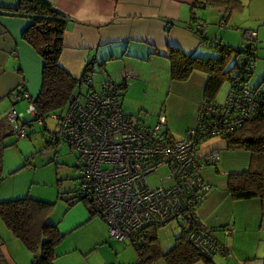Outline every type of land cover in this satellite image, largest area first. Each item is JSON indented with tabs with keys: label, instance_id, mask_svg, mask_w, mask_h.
<instances>
[{
	"label": "crops",
	"instance_id": "1",
	"mask_svg": "<svg viewBox=\"0 0 264 264\" xmlns=\"http://www.w3.org/2000/svg\"><path fill=\"white\" fill-rule=\"evenodd\" d=\"M46 1L66 17L63 48L59 57L60 65L76 77L80 76L88 63H91L94 70L97 65L106 69L105 72L111 78L125 84V88L120 89V103L124 111L135 108V99L129 96L132 95L130 91L133 86L142 93L164 92L167 89L162 101L160 99L139 101L138 106L158 108L157 120L161 114L164 115L165 129L168 130L171 139L181 137L185 129L194 124L198 104L204 98L203 89L207 74L196 70L186 79H171L168 47L174 46L186 54L203 57L211 56V50L217 49L203 44L200 34L189 24L195 21L205 23V20L218 22L219 26L227 23L242 31L245 28H255L258 37L264 38V0H231L228 4L198 0ZM17 4L18 0H0V6L4 7H15ZM238 15L242 18L238 19ZM30 21L31 19L26 16L0 13V98L5 95L12 96L10 99L5 98L7 99L5 106L8 105L4 112L6 121H9L6 112L11 105L22 114L26 113L27 99L16 98L11 91L15 89L17 92L23 88L35 98L42 84V57L34 45L22 36V31ZM219 21L223 24L220 25ZM209 32V28L207 31L204 29L203 34L211 37ZM217 32L214 33L215 36L219 35L221 39L223 37L231 40L228 30L218 29ZM225 43L227 46L232 45ZM14 65L16 71L12 72L7 66ZM262 67L260 63L259 68ZM6 72H10L11 76H6ZM263 78L264 75L257 85ZM90 88L96 90L91 79L87 89ZM171 97L174 98L169 100ZM167 113L172 115L169 120ZM9 123L13 128L15 124L10 121ZM0 126H3L1 122ZM12 128L9 130L11 133H13ZM225 146V139L222 138L217 140L209 138L199 146V155L211 149H217L219 154L214 162L202 164L201 172L210 189L202 198L197 211L202 221L211 226L213 233L216 231L219 238L215 233L214 235L230 249L231 256H228L229 260H225L223 264H259L254 262L252 256L245 250L249 208L240 210L236 206L244 209L245 205L247 207L254 205L261 211V203L258 198L232 199L230 196L227 175L234 168L227 165L232 161L229 154L221 156V149ZM239 169L235 168V171ZM69 197L71 196H67L65 200ZM72 204L68 209L65 206L64 224L62 220L58 221L57 228L62 229L63 225H66L67 230H73L88 218L87 209L89 213L91 212L88 204H84L87 208L77 201ZM92 214L99 216L97 212ZM3 228L4 226L0 224V264H34V254L11 229L3 231ZM100 231L105 234L103 225ZM57 250L61 256H57L58 259L52 264H62V260L67 257L62 255L59 244L55 247L56 252ZM69 250L67 252L75 255H70L68 260H71L77 253L75 250ZM78 254L80 258L81 254L79 252ZM213 263L222 264L219 260Z\"/></svg>",
	"mask_w": 264,
	"mask_h": 264
},
{
	"label": "built area",
	"instance_id": "2",
	"mask_svg": "<svg viewBox=\"0 0 264 264\" xmlns=\"http://www.w3.org/2000/svg\"><path fill=\"white\" fill-rule=\"evenodd\" d=\"M189 25L202 33L203 44L219 50L216 56L221 58V50L227 46L216 36L203 34L207 24L195 21ZM244 35L247 42L235 56V72L229 75L223 99L204 97L194 124L179 138L167 136L163 114L155 123L146 124L124 111L119 82L114 79H105L101 90L90 88L70 96L65 110L51 114L57 125L48 140L64 141L77 152L76 195L106 222L113 239L130 241L148 224L165 225L176 220L190 225L187 239L204 256H231L228 245L198 215V205L210 189L201 172L202 164L214 162L219 154L211 149L199 155L198 149L204 140L226 138L247 120L264 116V86L260 84L264 79L257 86L249 83L255 70L257 31L246 29ZM15 95L27 99L25 112L30 116L20 120L22 113L14 105L6 112L15 124L13 133L20 137L30 130L31 120L42 123L44 117L38 115L34 97L25 89ZM160 166L167 172L160 183L152 185L148 176ZM136 263L140 264L138 260Z\"/></svg>",
	"mask_w": 264,
	"mask_h": 264
},
{
	"label": "trees",
	"instance_id": "3",
	"mask_svg": "<svg viewBox=\"0 0 264 264\" xmlns=\"http://www.w3.org/2000/svg\"><path fill=\"white\" fill-rule=\"evenodd\" d=\"M198 1L228 4L231 0ZM0 13L22 15L31 19L22 31V36L34 45L43 60L42 84L34 98L37 112L38 115L44 117V120L46 115L62 112L67 107L70 96L82 94L81 87L83 85L86 86L85 90H87L90 84V74L93 70L91 63H88L80 76L76 77L60 65L59 57L63 48L66 17L46 0H18L15 7L0 6ZM204 22L207 23L205 20ZM198 33L202 37V33ZM232 49L234 48L227 46L221 58H218L216 55L203 57L186 54L181 49L170 46L168 47L169 76L171 79L183 80L192 71L205 72L207 78L203 95L210 100H216L215 95L223 81L229 78L230 71L233 70L235 64V56L240 48H235L234 53ZM119 87L120 89L125 88V84L119 82ZM120 95L121 92L119 97ZM44 120L42 123L45 126ZM55 128L56 126L53 129ZM31 129L30 127L27 134ZM166 131L168 130L166 129ZM167 136H169V132H167ZM47 141L51 143L48 139ZM225 142L227 148L248 150L252 157L251 162H253L247 169L228 173L227 188L230 196L232 199L258 198L264 216V116L247 120L239 128L233 130L225 138ZM56 143L58 142L55 141L51 144L56 145ZM1 159L0 153V165ZM66 200L68 204H72L81 199L74 195ZM85 203L88 204L92 213H95L92 206L87 202ZM52 205L53 202L29 195L0 200V217L14 235L34 254V264H52L57 256L55 247L63 235L55 223L46 220V215ZM177 222L181 227L180 232L176 235L173 234L171 244L166 249H163L159 236V226L162 225L156 223L141 228L134 235V239L130 241L125 238L117 241L130 242L140 264L151 262L193 264L199 259L211 262V257L204 256L187 239V231L190 225ZM109 238L113 239L110 235ZM210 264L214 263L211 262Z\"/></svg>",
	"mask_w": 264,
	"mask_h": 264
},
{
	"label": "rangeland",
	"instance_id": "4",
	"mask_svg": "<svg viewBox=\"0 0 264 264\" xmlns=\"http://www.w3.org/2000/svg\"><path fill=\"white\" fill-rule=\"evenodd\" d=\"M237 18L241 19L242 17L238 15ZM208 28L211 37H215L214 33H216L218 29H222L223 31L228 30L231 35V40H227L223 37L221 39L219 35H216V37L221 40L222 44H227L225 42L232 44L231 48H240L247 42L244 35L246 28L242 31V29L234 28L227 25V23L223 26H219L218 22L213 23L207 21L206 31ZM254 46L256 52V60L254 62L256 70L251 74L249 80L251 86H257L261 76L264 75V38L258 37V33ZM207 49L209 50V48ZM234 49H232L233 53L235 52ZM221 51L223 52L224 50ZM218 52V49L211 50V53L214 55ZM212 54L210 55L213 56ZM260 63L263 65L261 69L259 68ZM7 67L12 72L16 71V65ZM105 70L106 69H102L97 65L96 69L94 70L93 68L90 74L93 87L97 91L101 90L102 82L105 79H113ZM234 72L235 69L230 71V73ZM5 75L10 77L11 73L6 72ZM260 84L264 86V81ZM228 86L229 78L225 79L218 89L215 95L217 101L223 99ZM85 88V85L81 87L83 92L86 91ZM130 92L132 95L129 96L135 99V108L133 110H127L126 112L146 122H155L157 120L158 108L151 109L147 105L138 106V102L150 101L152 99H160V101H162L167 89H165L164 92L145 91L142 93V91L133 86ZM12 93L13 96L16 94L15 89L11 91V94ZM124 95H126V92ZM5 98L10 99L12 96L5 95L0 98V122L3 124V126H0V153L2 158L0 165V200L29 195L53 202L50 211L46 215V220L54 222L55 224L62 220L64 224L65 206H67L68 209L73 205L68 204L65 198L75 195V189L79 182L77 176L78 169L77 166H75L77 163L76 151L71 149L64 141H59L56 145L47 141L49 132L56 126L57 122L51 115L45 116V126L43 123L39 124L38 120H32V129L27 135L18 137L15 133L9 132L12 128V124L5 120L4 112L8 106H5V100H7ZM173 98L174 97H171L169 100ZM19 101L22 102V100ZM22 115V119L30 117L27 113H23ZM167 117L169 120L172 118V115L167 113ZM217 139L218 137H215V140ZM226 153L230 155L232 160L227 165L232 166L230 168H234V170L230 171H235V168H240L241 170L247 169L250 164H253V162H251L252 157L250 152L245 149L227 148L225 146L221 149V156ZM166 172L167 169L165 166L158 167L148 176L149 183L152 185L160 183V178H162ZM77 202L85 207V201L79 200ZM236 208L240 210L249 208L247 210L248 219L245 250L252 256L254 262L264 264V216H261V211L254 207V205H250L249 207L245 205L244 209H241L237 205ZM86 212L88 218L79 227L73 230H67L68 228H66V225H63L62 229L58 228L63 236L57 244H59L62 255H67V257L62 260V264H135L137 256L133 245L128 241V243L114 239L108 241L109 235L107 233L108 229L106 222L98 215L92 214V210L89 213L87 209ZM0 224L4 226L2 229L3 231L9 229L2 221L1 217ZM102 225L105 227V234L100 231ZM180 228V224L175 220L159 226V236L163 249L169 247L173 239V234H178ZM215 235L218 237L216 233ZM69 249L75 250L77 253L76 257L71 260H68V258L71 254L74 255V253L67 252ZM78 252L81 254L80 258H78ZM56 254L58 257L61 256L58 250ZM57 256L53 261L58 259ZM213 256L211 262L219 260L223 264L225 260H229L228 257L220 254H215ZM98 260L101 262L99 263ZM211 262L209 260L199 259L193 264H210Z\"/></svg>",
	"mask_w": 264,
	"mask_h": 264
}]
</instances>
